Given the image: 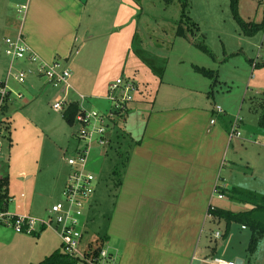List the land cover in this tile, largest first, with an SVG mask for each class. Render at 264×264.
Returning a JSON list of instances; mask_svg holds the SVG:
<instances>
[{"label":"crops","instance_id":"1","mask_svg":"<svg viewBox=\"0 0 264 264\" xmlns=\"http://www.w3.org/2000/svg\"><path fill=\"white\" fill-rule=\"evenodd\" d=\"M109 1L0 0V77L8 66L3 54V38L15 35L21 28L30 48L43 60L52 62L62 59L69 68L74 63L73 73L70 68L69 96L72 101L77 99V93H82L91 97L84 102L87 108L103 107L98 110L106 111L109 107H104L105 103L102 105L101 100L105 101L108 84L122 77L117 74L114 79L109 71L114 68L113 51L123 48L121 39L126 23H119L116 15L111 14L114 20H108L109 14L105 9L110 5ZM254 1L256 9L251 18L242 19L248 23L264 22V0ZM116 2L117 12L125 11L126 17L127 8L131 9L129 1ZM20 5L26 7L23 15L18 17ZM113 33L120 39L114 40ZM123 35L126 36V31ZM255 35L246 36L252 39ZM183 37L197 45L188 31ZM127 41L129 37L126 36L124 50H131ZM195 67L200 66L192 63L194 72L197 71ZM151 72L153 75L145 73L157 84V91L153 101L147 103L146 88L150 80L143 79L137 69H127L126 75L131 81H137V85L134 82L137 89L114 127L117 128L118 124L123 126L121 122L127 123V117L137 112L142 116L143 126L136 138L133 137V130L122 128L130 140L119 172V182L113 194L110 191V196L104 198L95 193L100 183L97 177L94 195L84 210L82 244L104 245L114 264H211L210 260L219 256L227 261L240 258L241 264H255L264 237L250 253V228L240 222L230 221L227 224L222 216L212 212L209 215L208 206L213 204L214 209L233 213L251 209L248 203L229 198L228 192L224 198L212 199V189L217 182L222 185L221 190L225 187L229 192L231 189H243L264 194V167H261V162H253L257 158L264 161V130L258 125V118L256 124L251 122L249 115L242 116L240 130L246 134L245 139L229 140L228 130L234 115L230 118L225 110L224 113L213 111V102L207 94L210 80L205 85L203 82L200 88L188 86L187 92L182 89L180 93V86L173 85L178 81L165 79L164 69L160 79ZM215 75L217 79V73ZM11 85L21 91L24 98L6 105L4 118L8 123L13 112L28 109L39 98L44 85L50 86L44 77L36 75L28 76L21 87L14 82ZM164 86L170 87H165L159 94ZM248 111L258 116L252 110L250 101ZM213 118L215 123L211 124ZM113 137L114 134L112 144ZM246 140L249 143L246 144ZM251 144L259 147L253 149ZM236 165L243 166L241 183L239 186L234 183L228 185L232 168ZM3 192L10 195L7 188ZM21 194L26 199L23 206H18L20 214L45 215L43 212L35 213L36 209L31 207L33 198L23 192ZM45 230L36 237L42 242L43 258L60 249V243L55 247L44 234ZM218 231L221 236L215 238L214 234ZM98 238L99 244L96 242Z\"/></svg>","mask_w":264,"mask_h":264},{"label":"rangeland","instance_id":"2","mask_svg":"<svg viewBox=\"0 0 264 264\" xmlns=\"http://www.w3.org/2000/svg\"><path fill=\"white\" fill-rule=\"evenodd\" d=\"M127 1L131 9L127 8L126 17H124L125 11L117 12L116 0H110V5L105 9L109 14L107 15L108 20H114L111 16L116 15V21L126 22L125 30L122 31L123 39H121L123 48L113 49L111 55L115 62L114 68L109 72L113 74L114 79L119 74L122 79L128 80L127 69H137L138 73L144 77L143 79L150 80L146 88V101L147 103L152 102L156 96L157 84L153 83L149 74L145 73L152 74L150 66L144 61L145 57H150L155 60L154 65L164 67L165 79L178 81L173 84L180 86L178 92L182 93V89L187 92L188 86L200 88L203 82L205 85L210 80L211 85L207 94L213 106L219 105L230 118L237 113L242 116L249 115L251 122L257 124L258 116L250 114L248 108L249 101L252 103L264 90V64H262L264 63V34L258 33L249 39L242 33L240 25L231 13L230 0H187L186 14L198 26V30L194 29L192 32L194 34L192 38L196 43H204L213 56L205 53L195 43L191 44L188 38L176 33L181 23L185 0H170L169 3L165 0ZM238 5V13L245 20H249L256 9V2L238 0ZM121 10H123L122 7ZM125 31L126 36L129 37L127 44L130 43L131 50H124L126 36L123 34ZM116 38L120 39V36H115L113 33V39L116 40ZM78 51L81 52V48ZM225 53L228 54L225 55ZM75 57L78 58V55ZM249 57H252L250 61L253 59L256 61L257 66L251 67ZM118 63L121 65L119 66ZM192 63L217 73L215 83L210 77L197 71L194 72ZM70 68L73 73L74 63H71ZM155 75L160 79L158 74ZM132 81L137 85L136 80L132 79ZM165 87L170 86L161 88L159 94L163 93ZM55 92L56 90L52 87L44 85L39 98L33 101L28 109L26 107L13 112L11 122L8 123L6 120L3 125L4 147L0 161V178L6 177L7 183L6 187L5 185L0 186V191L7 188L12 195L7 206L11 212L21 211L19 207L23 206L26 199L21 197L22 192L33 198L34 204L31 207L36 209L35 213L46 214L51 204L63 198L62 188L69 170L65 157L69 155L75 144L78 126L76 123L68 124L61 116V111H53L51 104ZM117 92L118 88L113 93L117 94ZM254 96L257 97L254 98ZM89 98L91 97L87 96V100ZM104 100H101V104L105 103L104 107H109L111 101L106 97ZM11 108L13 109L12 106ZM89 108L98 110L103 107L89 106ZM141 120L142 116L138 112L130 114L127 117V123L121 122L123 126L118 124V129L114 127L113 138L115 140L110 149L96 146L91 149L89 169L100 178L95 191L97 196L105 198L107 195L110 196L111 192L113 194L119 180V172L127 156L130 140L123 129L133 130V137L136 138L143 126ZM137 123L138 125H135ZM245 137L246 134L242 132L240 138L245 139ZM247 143L249 142L246 140ZM258 147V145L254 147L251 144L253 149ZM253 162L255 164L261 162V167H264V161L259 158ZM242 169L241 165L233 166L231 181H228V185L234 183L239 186ZM22 171L23 173L20 174ZM244 181L250 180L245 179ZM222 190L227 196L229 189L224 187ZM44 234L49 241L52 240L55 247L59 245L60 240L57 234L50 228L46 229ZM36 237L17 233L9 227L0 225V264H37L43 260L42 242ZM96 242L99 244L100 239L98 238ZM261 243L262 248L257 253L258 259L255 264H264V241Z\"/></svg>","mask_w":264,"mask_h":264},{"label":"built area","instance_id":"3","mask_svg":"<svg viewBox=\"0 0 264 264\" xmlns=\"http://www.w3.org/2000/svg\"><path fill=\"white\" fill-rule=\"evenodd\" d=\"M25 7L26 5L18 7V17L23 15ZM3 39V51L5 57L8 58V66L4 75L0 77V161L3 157L4 147L5 107L17 99L24 98L22 92L14 88L11 82L22 86L30 75L44 77L47 83L56 90L51 104L53 111L63 112L70 103L77 104L78 108L74 114L73 123L77 124L78 129L75 144L69 155L65 157L69 170L62 188V200L51 204L46 214L42 216L14 213L7 208L11 196H4L3 189L0 191V225L9 227L17 233L29 235L38 234L43 229L50 228L60 240V252L72 258L75 264H114L112 255L104 245L84 246L82 244L84 210L94 195L97 181L96 175L89 169V157L94 146L109 147L112 142L114 125L118 123L126 104L133 99L137 87L133 81L118 77L108 84V92L105 97L111 101L109 108L106 111L87 108L84 105L87 100L86 95L77 93L76 100L70 99L71 71L64 60L58 59L52 62L43 60L30 48L21 28L15 35L6 36ZM255 66L257 63L253 59L251 67ZM117 88L118 92L114 94L113 92ZM213 111L224 113L219 105H215ZM242 120L243 117L239 113L235 114L231 120L228 130L229 140L241 137ZM210 123H215V119H211ZM221 188L222 185L217 182L212 189V199L224 198ZM214 208L213 204L208 206L209 215H211V211L215 210ZM220 236V231L214 234L215 238ZM210 263L234 264V261L214 257Z\"/></svg>","mask_w":264,"mask_h":264},{"label":"trees","instance_id":"4","mask_svg":"<svg viewBox=\"0 0 264 264\" xmlns=\"http://www.w3.org/2000/svg\"><path fill=\"white\" fill-rule=\"evenodd\" d=\"M165 2L169 3L170 0H165ZM187 9V0L183 3V10L181 13V19L179 23V26L177 27L176 33L178 35L185 36V31H188L191 35L193 30H198V26L195 22H192L190 17L186 14ZM230 10L231 13L234 16V19L237 21V23L240 25V28L242 30V33H244L247 36L255 35L258 31L263 32L264 31V22L261 23H248L245 20L242 19L240 14H238V0H230ZM197 45L203 50L205 53L210 54L213 56V53L210 52L208 47L204 43H197ZM151 68V70L158 74L159 77H162V72L164 67L154 65L156 64L154 59H150L145 57L144 60ZM196 70L205 76H208L213 79L214 83L216 80V75L212 70H206L201 67H195ZM257 96H254L256 98ZM253 98V99H254ZM252 110L256 111L258 113V125L264 130V90L260 93L258 98H256L254 101H252ZM77 104L75 102L70 103L66 109L61 113V116L65 119V121L68 124H72L74 122L75 113L77 111ZM112 146V143L109 145V148ZM118 174L117 172H114ZM121 173H119V179H120ZM119 182V181H118ZM7 183L6 177L0 178V186L3 187ZM225 193V191H223ZM229 198L233 200H238L243 203H248L251 207L250 210L245 212H237L233 213L230 211H225L223 209H215L211 211L217 216H222L226 223L228 224L230 221L234 222H240L250 228L252 235L249 242V252L252 253L257 248L259 240L264 237V194L259 193H253L241 189H231L230 192H228ZM8 196V195H4ZM34 236H37V234H34ZM37 264H75V261L70 258L69 256L65 255L64 253L60 252L59 250L53 251L50 255L43 258L42 261H40Z\"/></svg>","mask_w":264,"mask_h":264},{"label":"water","instance_id":"5","mask_svg":"<svg viewBox=\"0 0 264 264\" xmlns=\"http://www.w3.org/2000/svg\"><path fill=\"white\" fill-rule=\"evenodd\" d=\"M242 263V260L240 259V258H238V259H236L235 261H234V264H241Z\"/></svg>","mask_w":264,"mask_h":264}]
</instances>
